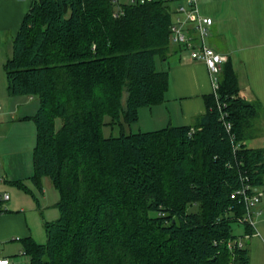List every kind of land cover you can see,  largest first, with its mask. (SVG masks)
<instances>
[{
  "label": "trees",
  "instance_id": "trees-1",
  "mask_svg": "<svg viewBox=\"0 0 264 264\" xmlns=\"http://www.w3.org/2000/svg\"><path fill=\"white\" fill-rule=\"evenodd\" d=\"M172 23L165 0H30L3 69L10 96L38 101L30 179L50 180L59 216L26 264H250L227 244L233 222L254 233L234 192L243 171L264 186V146L243 140L256 108L230 62L191 125L123 128L164 100Z\"/></svg>",
  "mask_w": 264,
  "mask_h": 264
},
{
  "label": "crops",
  "instance_id": "crops-1",
  "mask_svg": "<svg viewBox=\"0 0 264 264\" xmlns=\"http://www.w3.org/2000/svg\"><path fill=\"white\" fill-rule=\"evenodd\" d=\"M115 1L125 4L136 0ZM165 1L172 20H183L178 7L186 6L187 0ZM29 5L30 0H0V61L3 64L11 54L13 39ZM197 8L201 16L212 19L204 43L215 52L225 54L227 60L218 73L211 74L202 60L190 57L191 47L172 41V53L157 64L158 68L168 71V89L164 100L150 107L164 104L160 116L165 126L191 125L195 117L205 113L204 97L217 92L222 68L229 61L237 77V94L255 106V118L264 114V0H197ZM192 25L186 21L183 27L191 37L190 42L199 49V36ZM213 77L217 80L216 89ZM4 79L3 91L2 87L0 91V256L9 258L12 264H26L29 257L24 253L25 241L31 238L37 243L44 242L42 221L58 218L59 210L54 203L59 194L50 187L48 178H42L41 188L30 179L35 142L26 132V124L31 119L24 117L33 115L38 105L33 112L17 114L19 109L15 107L19 108L21 101L10 103L12 99L6 97L10 96L6 76ZM21 97L26 98L22 99L26 103L37 101L31 96ZM4 193L9 195L7 199L1 198Z\"/></svg>",
  "mask_w": 264,
  "mask_h": 264
},
{
  "label": "rangeland",
  "instance_id": "rangeland-1",
  "mask_svg": "<svg viewBox=\"0 0 264 264\" xmlns=\"http://www.w3.org/2000/svg\"><path fill=\"white\" fill-rule=\"evenodd\" d=\"M2 64H3L2 61H0V91H1V87L3 91L4 81H5L4 69ZM6 97L7 99H12L13 102L12 101L10 102L12 105L16 101H21L19 103L20 107L19 108L15 107L16 109H19L17 114H28L30 112H33L34 108H36L38 105V102L35 100H31L29 103L24 102V100L22 99H24L25 97L23 98L21 96H8V95ZM8 102H6L7 106H8ZM161 107H164V104L156 105L150 108L148 107L141 108L139 110L140 111L139 118L135 123L124 124L123 128L125 132L128 133V132L150 131L165 126V123L163 122L164 120L160 116L162 114ZM105 119L106 121H108V117H106ZM34 126L35 125L32 120L27 122L26 124V132L30 134V136L28 137L32 139L31 140L32 142L36 141V130ZM102 131L105 137L110 135L116 136L120 132V126L115 125L111 127L109 125H105L103 126ZM243 140L245 141V144H247V146L249 147L261 148L264 146V114L260 113L258 117L256 118L253 117L249 120L248 127L245 130V138H243ZM49 185L53 189V191L55 190V192H57V190L50 183ZM260 191L262 192L261 201L259 204L261 211L260 214H258L255 217V225H254L255 233L252 234L251 236L240 237L243 234L244 225L236 222H233L231 225L232 234L239 236V239L243 241L244 246L248 249L250 264H264V186L260 187ZM54 195H56V193ZM41 232H44V230L43 231L41 230ZM44 236H45L44 239L45 242L46 234L45 235L43 234V237Z\"/></svg>",
  "mask_w": 264,
  "mask_h": 264
},
{
  "label": "built area",
  "instance_id": "built-area-1",
  "mask_svg": "<svg viewBox=\"0 0 264 264\" xmlns=\"http://www.w3.org/2000/svg\"><path fill=\"white\" fill-rule=\"evenodd\" d=\"M140 2L149 1V0H138ZM178 12L182 13L184 15V19L180 20L177 19L173 21V23L170 26L171 31V40L177 44L187 45L191 47L190 50V57L192 59H200L202 60L209 72L211 74H216L219 72L222 63H224L227 60V56L222 53L215 52L212 48L207 46L204 43V39L207 34V27L211 25L212 19L210 17L201 16L198 12L197 8V0H187L186 6H179ZM188 21L192 23L193 28L196 30V33L199 36V42L200 48L194 47V45L190 42L191 37L187 35L185 32V29L183 27V24ZM213 85L214 88H217V80L216 77H213ZM216 95V93H215ZM220 109H222V106H219ZM224 116V115H223ZM222 116V117H223ZM231 123H226V128L230 129ZM231 139H234V135H231ZM238 147L237 144L234 145V148L236 149ZM240 181L241 185L235 190L234 194L239 197L245 207L244 214L242 218H240V221L250 224L253 228L255 225V217L260 214V209H258V206L261 201L262 192L260 191V188L253 185L250 182L249 175L246 171L241 172L240 175ZM9 195L7 193H4L1 198L7 199ZM229 249H233L237 246V248H242L244 246V243L241 239H236L233 241H229L227 244ZM0 264H12L10 259L4 256H0Z\"/></svg>",
  "mask_w": 264,
  "mask_h": 264
}]
</instances>
